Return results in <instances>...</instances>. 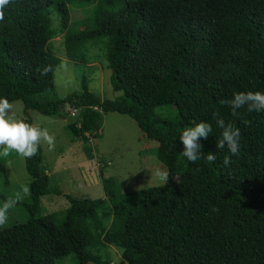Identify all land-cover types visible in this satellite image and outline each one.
Here are the masks:
<instances>
[{"label": "trees", "instance_id": "1", "mask_svg": "<svg viewBox=\"0 0 264 264\" xmlns=\"http://www.w3.org/2000/svg\"><path fill=\"white\" fill-rule=\"evenodd\" d=\"M70 4L93 6L78 29ZM58 34L77 64H90L87 44L103 43L110 84L122 95L102 99L84 80L78 94L43 98L56 88ZM249 91L264 93V0H14L0 22V98L49 117L76 108L67 126L73 142L97 138L103 114L130 116L158 143L155 156L170 175L166 185L126 193L103 177L105 198L65 194L66 209L43 214L41 199L63 193L49 189L39 147L24 158L28 219L0 231V264H56L70 255L79 264H110L87 249L99 242L121 251L118 264H264V111L245 106L233 116L220 103ZM214 113L241 133L227 167L231 154L216 147L223 130ZM201 121L212 126L199 142L215 163L180 155L182 130Z\"/></svg>", "mask_w": 264, "mask_h": 264}, {"label": "rangeland", "instance_id": "2", "mask_svg": "<svg viewBox=\"0 0 264 264\" xmlns=\"http://www.w3.org/2000/svg\"><path fill=\"white\" fill-rule=\"evenodd\" d=\"M57 1V0H56ZM71 25L74 28L81 19L89 17L93 6L83 8L69 5ZM53 26L59 30L60 19L55 7L51 8ZM54 52L62 59L55 70L56 88L53 93H46L42 97L61 99L82 91V82L86 80L88 90L102 99L114 100L122 95L115 92L110 84L111 70L108 68L106 51L103 43L84 47L85 56L90 64L75 63L65 57L64 35L58 34L51 41ZM14 104L15 119L25 122L31 118L33 125L47 128L55 137V148L49 150L46 143H42V164L46 173L51 176L49 189L62 191V195H47L41 199L43 214H49L68 207L64 197L68 194L74 198L98 199L105 198L103 177H113L122 193L155 188L163 184L154 175L158 169L167 168L156 158L155 149L158 143L149 139L137 126L130 116L117 113L103 114L102 127L97 138L90 137L88 141H71L67 126L75 120L70 115L69 107L60 117H49L37 111H25L21 101ZM160 115H166L163 109ZM168 171V170H167ZM180 181V176L176 177ZM30 177L26 171L25 159L12 153L8 157H0V207L5 202L14 201L8 209L7 223L0 227V231L17 223H25L28 212L25 204L30 202ZM27 188L25 194L23 189ZM107 217L106 214H103ZM110 218L105 222L106 227ZM87 249L94 255L110 264L121 261V251L103 243L92 244ZM56 264H79L73 255ZM88 264H94L92 262Z\"/></svg>", "mask_w": 264, "mask_h": 264}, {"label": "clouds", "instance_id": "3", "mask_svg": "<svg viewBox=\"0 0 264 264\" xmlns=\"http://www.w3.org/2000/svg\"><path fill=\"white\" fill-rule=\"evenodd\" d=\"M14 0H0V22L5 20V9L11 5ZM47 69H45V72ZM43 74V73H42ZM227 104L232 109V115H238V110L247 107L249 112L264 111V93L261 92H238L233 94V98L227 101H220ZM14 104L7 98H0V157H8L13 152L22 158L34 157L42 143L48 145L49 150L55 148V137L51 135L47 128L31 125L22 120L15 119L13 113ZM216 118V124L223 131L219 139L217 148H227L231 154L226 155L223 159L225 167L231 164V156H236L240 152V130L232 123L225 124L221 118H217L218 114H213ZM212 126L207 122L194 123V126L182 130L180 142L183 145V151L180 155L191 163L198 160H205L208 163H215L216 156L214 153L204 154L201 138L207 139L212 133ZM158 182L166 185L169 180L170 173L167 170L158 169L155 174ZM173 179H175L173 177ZM23 192L27 194L28 189L24 188ZM15 202H5L0 207V227H3L8 220L7 212Z\"/></svg>", "mask_w": 264, "mask_h": 264}, {"label": "built area", "instance_id": "4", "mask_svg": "<svg viewBox=\"0 0 264 264\" xmlns=\"http://www.w3.org/2000/svg\"><path fill=\"white\" fill-rule=\"evenodd\" d=\"M70 114H71V116H73V117H75V116H77V114H78V110L76 109V108H72L71 110H70Z\"/></svg>", "mask_w": 264, "mask_h": 264}, {"label": "crops", "instance_id": "5", "mask_svg": "<svg viewBox=\"0 0 264 264\" xmlns=\"http://www.w3.org/2000/svg\"><path fill=\"white\" fill-rule=\"evenodd\" d=\"M101 131V130H100Z\"/></svg>", "mask_w": 264, "mask_h": 264}, {"label": "water", "instance_id": "6", "mask_svg": "<svg viewBox=\"0 0 264 264\" xmlns=\"http://www.w3.org/2000/svg\"><path fill=\"white\" fill-rule=\"evenodd\" d=\"M123 264V263H122Z\"/></svg>", "mask_w": 264, "mask_h": 264}]
</instances>
